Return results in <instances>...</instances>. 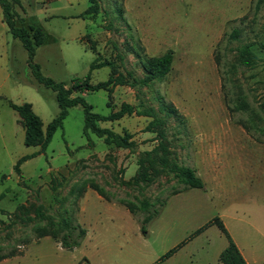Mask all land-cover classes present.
<instances>
[{
  "label": "rangeland",
  "instance_id": "obj_1",
  "mask_svg": "<svg viewBox=\"0 0 264 264\" xmlns=\"http://www.w3.org/2000/svg\"><path fill=\"white\" fill-rule=\"evenodd\" d=\"M90 4L96 11L91 15L86 12ZM12 10L16 26L42 30L44 40L35 47L33 61L43 76L66 88L75 78L87 77L90 84L105 80L110 68L90 69L94 60H108L116 72L134 77L141 75L139 55L171 49L173 61L164 81L112 85L109 97L104 89H72L71 96L80 95L100 115L118 110L121 103L132 105L129 114L96 122L127 134L130 147L106 145L93 133L84 136L83 110L77 104L67 108L45 148L21 162L20 174L13 171L14 163L38 147L23 144L16 113L0 99V251L16 249L13 258L0 264H53L58 259L64 264H221L217 256L226 239L215 224L189 237L212 217L244 233L247 242L252 238L250 243L261 257L258 263H264V241L253 229L264 233V171L249 178L231 158L232 166L218 177L222 185L213 204L188 193L165 196L176 185L167 173L148 170L151 178L146 184L134 181L137 158L158 143L155 132L146 129L152 116L138 113L142 109L163 119L169 158L193 167L198 156L199 175L209 184L207 158L217 155L216 147L228 144L223 143V132L233 135L226 137L234 140L230 144L264 146V0H18ZM231 26L239 28L238 37L224 36L216 47ZM4 38L11 78L0 85V96L30 103L44 129L58 112L54 91L31 76L25 49L6 27L4 33L0 30V42ZM242 44L255 56L251 66L237 61L236 48ZM158 94L183 115L185 131L176 132V120L159 111ZM251 155L259 156V150ZM91 182L108 192L110 200L90 189ZM82 186L86 189L74 210V194ZM155 197L164 201L153 205L158 213L144 223L143 235L139 228L144 213L133 217L117 199L137 203ZM37 204L56 221L65 217L84 228L80 245L61 249L49 237L23 244L37 222ZM180 242L170 256L159 260Z\"/></svg>",
  "mask_w": 264,
  "mask_h": 264
},
{
  "label": "trees",
  "instance_id": "obj_2",
  "mask_svg": "<svg viewBox=\"0 0 264 264\" xmlns=\"http://www.w3.org/2000/svg\"><path fill=\"white\" fill-rule=\"evenodd\" d=\"M18 0H0V15L1 21L5 24L7 31L10 33L12 38H16L21 43L22 47L26 52V66L29 68L31 76L43 86L50 88L54 91L55 100L58 106V112L45 126L42 128V122L40 118L33 112L31 104L28 102L13 103L7 100L8 106L17 114L18 121L20 122L23 129V139L22 142L26 146H37L38 150L19 157L13 165V171L16 174H20L19 165L24 160L36 155L41 152L47 143L49 142L53 132L61 127L62 119L66 116L67 108L74 105H81L83 110V127L82 133L86 136L88 133H93L95 136L102 138V141L106 145H115L117 147H130L131 142L127 134L119 135L113 132L107 127H100L96 124L97 121L104 120H115L120 118L125 113H131L133 106L128 103H121L118 110L110 112L107 115H100L91 110V106L83 100L80 95L71 96L72 89L75 88L76 92H91L97 89H104L107 92V97L110 96V90L112 85H143L147 86L153 81L161 82L164 81L169 70L171 63L173 61V51L171 49L165 50L159 55L147 56L145 54L137 56V62L139 63L141 69V75L139 77H134L131 73L126 72L122 74L116 72L113 64L108 60L103 61H92L89 68H99L101 66H108L110 71L105 80L90 84L88 78L82 79H72V84L69 88L65 87L62 82H55L47 76H43L38 65L33 61V55L35 47L40 45L44 40V35L42 30L37 26L29 25L27 27L16 26L15 21L17 20L15 12L12 10L13 5L17 4ZM91 2V0H89ZM90 4L86 10L90 15L95 11V8ZM258 3H256V6ZM239 28L236 26H231L228 33L224 32L219 43L226 39H236L239 35ZM236 56L239 64L244 66H251L255 61V56L251 52L247 44H242L236 48ZM95 59V58H94ZM158 101V109L163 112L165 116H172L176 120V132L180 129L186 130V121L183 115L174 107V105L165 100L163 95L158 94L156 97ZM241 105V104H240ZM138 113L145 116H152V119L148 121L146 129L155 132L158 139L157 145L149 151H144L143 156L137 158V171L135 180L136 183L146 184L151 178L148 174V170L151 173L163 172L169 174L175 179L176 185L173 186L170 191L165 195H173L175 193L181 192L188 188L197 187L203 188V181L195 172V169L191 166L177 163L174 159L169 158V152L167 150V142L164 137V130L162 128L163 119L153 117V112L150 109H142ZM88 187L95 191V193L101 198L109 201L110 194L106 192L101 186L96 183H89ZM51 189L54 187L51 185ZM85 187L82 186L74 194L73 203L74 210L76 209V201L79 196L85 191ZM149 201L146 198L140 199L137 203L127 200V199H117V202L122 204L127 211L133 217H139L138 213H144V216L140 219V230L143 235H146V229L144 223L155 217L158 210L153 207V205L161 206L163 204L164 198ZM42 205L37 204L34 207V214L37 222L30 228L31 235L28 238L22 240L23 244L30 239H38L43 236H49L56 239L57 243L61 248L66 250H72L78 247L81 241L84 239L86 230L82 228L79 224H72L66 218H61L56 221L52 216L46 215L42 212ZM151 213L145 215V211H150ZM73 211V210H72ZM215 224L217 229L226 239L225 247L219 252L218 260L221 264H246L243 257L239 253L234 242L229 237L225 227L222 222L217 217H212L206 221L203 225L196 228L189 237L200 233L206 226ZM183 242L171 247L165 251L159 260L167 258L170 256L176 248H178ZM18 254V253H17ZM20 254V253H19ZM16 255V249L11 248L8 252L0 251V260ZM80 264V263H79Z\"/></svg>",
  "mask_w": 264,
  "mask_h": 264
},
{
  "label": "crops",
  "instance_id": "obj_3",
  "mask_svg": "<svg viewBox=\"0 0 264 264\" xmlns=\"http://www.w3.org/2000/svg\"><path fill=\"white\" fill-rule=\"evenodd\" d=\"M5 27H6L5 24L1 21V15H0V30L2 33L5 32ZM6 30H7V28H6ZM6 43H7V41L5 40V38L0 42V85L5 84L6 81H9L11 78V70H9V67H8L9 58H8ZM16 81L19 83L18 79ZM0 99H2L6 104H7V100H9V99L3 98L1 96H0ZM16 121H17V119H16ZM19 125L21 126V124H19ZM228 132L230 133V131H227V132H225L226 134H224V132H223V135H222L225 138V139H223L224 140L223 143H226V144L228 143V144L222 146V148L219 145L218 147H216V150H214V152H213L214 154L217 152V155H213L210 158H207L208 159L207 163H206L207 167H208L207 169L210 170L211 177H212L211 180H209L210 184L200 177L199 173H201V171L198 167L199 157L196 156L197 162L195 163V165L193 167L196 168V173L198 174V176L202 179V181L204 183L203 188L192 187V188H188L186 190H183V191L175 193V194L185 195V193H186V195H187V193H188V195L190 197H192V198L194 197L196 200L200 199V197H201V198L205 199V201H208L209 203L213 204L214 203L213 198H215L214 195H216V193L218 191L220 192L221 185H222L218 181V177L219 176L222 177V174H223L222 169H226L227 167L232 166L231 165V158L235 159V161H234V162H236L235 164L240 165V168L237 170L242 171V172L247 171V175L249 178H251V177L253 179L255 178L254 177L255 171H257V173L262 174V172L264 171V146L255 145L254 147H251L252 145L251 146H244V145L230 144V142H233L234 140L226 138L229 136H231V137L233 136V135H229ZM258 150L260 153L259 156H257V155L252 156L251 155L252 152L256 153ZM198 151L199 150L196 149V152H198ZM219 154H221V155H219ZM261 154H263V156ZM198 191H200V192H198ZM175 194H173V195H175ZM211 204H209V205L211 206ZM219 216L223 218V215L219 214ZM223 226L225 227L229 237L234 242L235 246L237 247L239 253L243 257L246 264H264V263H258V259L261 257L258 253H256L255 248L252 247V245L250 243L251 241H253L252 238L249 237L250 238V239H248L249 242H247V240L243 237V236H246L244 233L237 231L235 228H227L224 225V223H223ZM253 229L256 232H258V235L264 241V233L259 231L257 228H253ZM48 237L49 236L40 237V238L34 240V242H39L41 239H46ZM49 238H51V237H49ZM226 243H225V245H226ZM61 249H63V248H61ZM8 258H13V257H8ZM8 258L1 259L0 263L7 260ZM217 259H218V256H217ZM63 261H60L58 259L56 261V263H53V264H64V263H62ZM79 263H77V264H79ZM80 264H88V262L85 261L84 263H80Z\"/></svg>",
  "mask_w": 264,
  "mask_h": 264
}]
</instances>
